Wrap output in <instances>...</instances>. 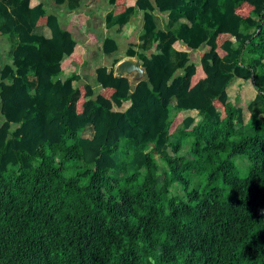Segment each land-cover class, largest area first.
<instances>
[{
	"label": "trees",
	"instance_id": "obj_1",
	"mask_svg": "<svg viewBox=\"0 0 264 264\" xmlns=\"http://www.w3.org/2000/svg\"><path fill=\"white\" fill-rule=\"evenodd\" d=\"M44 1L64 3L0 0V39L16 38L0 50V264H264V0H109L159 39L142 38L135 84L116 58L82 65L76 37L96 31L70 21L74 35ZM152 11L183 22L154 33ZM234 80L256 95L245 123ZM115 159L137 168L119 177Z\"/></svg>",
	"mask_w": 264,
	"mask_h": 264
},
{
	"label": "crops",
	"instance_id": "obj_2",
	"mask_svg": "<svg viewBox=\"0 0 264 264\" xmlns=\"http://www.w3.org/2000/svg\"><path fill=\"white\" fill-rule=\"evenodd\" d=\"M108 2L109 0H64V3L60 5H55L52 1H44L43 4L47 12L57 15V17L61 21V27H64V29H67L70 32L74 33V35L76 34L74 26L67 24L70 21H77V26L81 22H85L88 34L92 31H100L98 33H92V36L95 38L94 41H89L87 39V36L82 35L83 38L85 37L87 39L86 41H88V44H86V41H80V43L85 47V50H87L83 63L85 61L86 62L82 65L86 66L88 61H93L92 64H95V61H97L98 58L99 60H101L102 56L100 55L98 46L101 45L100 41L107 34L112 36L117 46V50L115 53L116 56H108L107 61L109 63V59L112 60L113 58L118 59L117 63L129 59L136 62L140 66V60L138 57H140L139 53L143 54L142 50H140V46L144 42L142 38H146L147 34L148 37H150V39H147L145 41V45H151L152 43H154V45L159 44V39H151V30L148 28L147 23L142 20L143 12L135 11L134 8H129L125 13L121 15L112 16V6L109 5ZM145 12H147L148 14V11ZM150 15L152 16V21H150L149 24L152 25L151 29H153L154 33L157 31H165V29L168 28L176 31L175 29L178 26L175 24L177 23L178 25H180L182 23L181 18L174 19V17L168 13L159 14L152 11ZM68 18L70 19L68 20ZM109 20L111 21L109 22ZM121 21H124L125 24L120 27ZM165 22L166 25L164 27L163 25L165 24ZM129 31L130 33H128ZM32 33L45 39L50 38V32L45 26L35 27L32 30ZM8 43L9 47L7 51L11 53L16 45V38L11 37L8 39V42L5 39H0L2 54L4 53V51L6 52ZM95 46L97 47L95 48ZM91 51H93V56L90 55ZM131 52H133V54H131ZM91 67L94 68L95 66L92 65ZM113 75H116L114 69ZM134 75L135 73H132L131 75H129V77L133 78ZM129 77H127V79ZM118 111H122V109H118Z\"/></svg>",
	"mask_w": 264,
	"mask_h": 264
},
{
	"label": "rangeland",
	"instance_id": "obj_3",
	"mask_svg": "<svg viewBox=\"0 0 264 264\" xmlns=\"http://www.w3.org/2000/svg\"><path fill=\"white\" fill-rule=\"evenodd\" d=\"M110 21L111 20H109V22ZM112 22H113V19H112ZM182 22H183V20H182ZM124 24H125L124 21H121L120 27L123 26ZM165 25H166V22L163 26L165 27ZM98 32H100V31H98ZM76 35H78V34L76 33ZM106 36H107V34L105 35V37ZM109 37L112 38L111 35H109ZM76 38L79 39L80 41H83V42H85L87 40L85 37L83 38L82 34H79L78 37H76ZM86 42H87L86 44H88V41H86ZM0 50H2L1 47H0ZM91 54H92V52H90V55ZM172 57H173V60H176V59H181L182 56L181 55H177V56L173 55ZM189 58L192 60L193 57H189ZM106 63H107V59L104 58V56H102L101 60H99V58H98L97 61H95V64H93V66H95V68L99 67V66H106ZM113 69L115 71V66L113 67ZM83 71L84 72L79 71L80 76L85 73L84 69H83ZM115 74H117L116 71H115ZM129 78H128V80H130ZM227 91H228L227 93H228L229 99L231 101L233 99H236V104H235L236 107H238L242 110L243 123H245L248 120L250 112H254L256 114H259L258 105L256 104V95H255V92L252 90V87L250 85V81L234 80L230 84ZM185 117L192 118L193 123L198 120V118L195 116L194 112H182V113L178 114V118L183 119ZM237 127H239V125H237L235 123V128H237ZM81 135L86 136V137L90 136V131L85 130V131L81 132ZM175 141H176L175 137L171 136V137L167 138L166 143H170V142L173 143ZM166 143H164L163 146L160 147V150L162 149L163 151L167 152L169 155L175 156V157H180V158H188L189 157L188 145L181 146L179 151L176 154L172 155L169 151V147L166 146ZM147 151H148V149H145L141 153H146ZM132 152H133L132 149H127V154L129 156L131 155ZM153 159L156 160L155 155L153 156ZM115 161H116V167L114 170L119 172L118 173L119 177L121 175L124 176L125 174H127V173H129V172H131L137 168V165L134 161H130V162H126V163L123 162V159H115ZM237 163L239 165L240 164L241 165L242 164L247 165V162L244 159H240L239 161L236 160L235 164H237ZM117 172H116V176H117ZM156 178H157V182L160 183L161 172L158 173ZM191 178H194L195 180H197V178H195L193 176H191L190 179ZM190 186H192V185H190ZM175 196L180 197L181 192L179 191V187L177 185H172L168 190V197H175Z\"/></svg>",
	"mask_w": 264,
	"mask_h": 264
},
{
	"label": "water",
	"instance_id": "obj_4",
	"mask_svg": "<svg viewBox=\"0 0 264 264\" xmlns=\"http://www.w3.org/2000/svg\"><path fill=\"white\" fill-rule=\"evenodd\" d=\"M115 71L117 73L116 75L125 78L129 77L132 73H135L133 78H129V81L133 84L137 83L143 76L142 68L136 62L129 59L117 63L115 65Z\"/></svg>",
	"mask_w": 264,
	"mask_h": 264
},
{
	"label": "clouds",
	"instance_id": "obj_5",
	"mask_svg": "<svg viewBox=\"0 0 264 264\" xmlns=\"http://www.w3.org/2000/svg\"><path fill=\"white\" fill-rule=\"evenodd\" d=\"M115 66V65H114Z\"/></svg>",
	"mask_w": 264,
	"mask_h": 264
}]
</instances>
